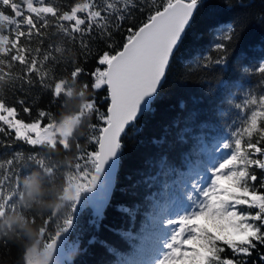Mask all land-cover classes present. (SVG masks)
Masks as SVG:
<instances>
[{"label": "snow or ice", "instance_id": "6c2138e0", "mask_svg": "<svg viewBox=\"0 0 264 264\" xmlns=\"http://www.w3.org/2000/svg\"><path fill=\"white\" fill-rule=\"evenodd\" d=\"M17 211L37 236L0 228V264H264V0H0Z\"/></svg>", "mask_w": 264, "mask_h": 264}, {"label": "trees", "instance_id": "16d2710c", "mask_svg": "<svg viewBox=\"0 0 264 264\" xmlns=\"http://www.w3.org/2000/svg\"><path fill=\"white\" fill-rule=\"evenodd\" d=\"M78 90V86H75ZM81 100L78 95V91H74L67 98V110L59 113L61 117L71 116L75 109L80 105ZM87 128L80 124L75 129V135L85 136ZM34 177L37 183L40 185L38 196L35 200L31 201L32 213L47 212L49 208L53 207L57 201L54 199V195L58 186L51 185L45 181L39 173H34ZM0 228H2V234L6 235L9 240L17 241L25 247H30L34 243L37 236V226L32 225L30 220L26 221L21 218L19 211L11 212L3 220H0ZM4 264H10L5 261Z\"/></svg>", "mask_w": 264, "mask_h": 264}]
</instances>
